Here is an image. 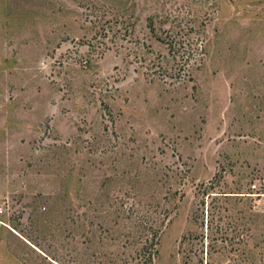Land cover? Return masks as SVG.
Instances as JSON below:
<instances>
[{"label":"rangeland","instance_id":"rangeland-1","mask_svg":"<svg viewBox=\"0 0 264 264\" xmlns=\"http://www.w3.org/2000/svg\"><path fill=\"white\" fill-rule=\"evenodd\" d=\"M0 206V264H264V0H0Z\"/></svg>","mask_w":264,"mask_h":264},{"label":"trees","instance_id":"trees-1","mask_svg":"<svg viewBox=\"0 0 264 264\" xmlns=\"http://www.w3.org/2000/svg\"><path fill=\"white\" fill-rule=\"evenodd\" d=\"M149 28L151 29V32L154 34L155 33V29H154V22L152 18H149V23H148ZM158 244V242H155L153 245V256H156L157 254V250H156V245Z\"/></svg>","mask_w":264,"mask_h":264},{"label":"built area","instance_id":"built-area-1","mask_svg":"<svg viewBox=\"0 0 264 264\" xmlns=\"http://www.w3.org/2000/svg\"><path fill=\"white\" fill-rule=\"evenodd\" d=\"M3 212V209L1 208V206H0V213H2Z\"/></svg>","mask_w":264,"mask_h":264}]
</instances>
